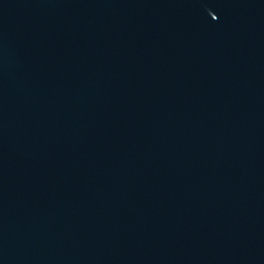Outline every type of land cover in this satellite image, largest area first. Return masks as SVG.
Returning a JSON list of instances; mask_svg holds the SVG:
<instances>
[{"label":"water","instance_id":"1","mask_svg":"<svg viewBox=\"0 0 264 264\" xmlns=\"http://www.w3.org/2000/svg\"><path fill=\"white\" fill-rule=\"evenodd\" d=\"M0 264H264V0H0Z\"/></svg>","mask_w":264,"mask_h":264}]
</instances>
